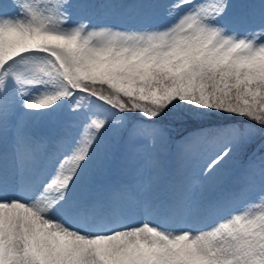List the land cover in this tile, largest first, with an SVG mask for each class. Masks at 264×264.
<instances>
[{
    "label": "snow or ice",
    "instance_id": "snow-or-ice-1",
    "mask_svg": "<svg viewBox=\"0 0 264 264\" xmlns=\"http://www.w3.org/2000/svg\"><path fill=\"white\" fill-rule=\"evenodd\" d=\"M13 6L0 11V264H264V158L216 179L264 139V0H165L151 5L163 19L129 26L75 18L91 7L75 0ZM45 121L63 132L35 135ZM132 145L143 179L90 194ZM187 159L204 160L192 182ZM137 207L160 223H130Z\"/></svg>",
    "mask_w": 264,
    "mask_h": 264
},
{
    "label": "rangeland",
    "instance_id": "rangeland-1",
    "mask_svg": "<svg viewBox=\"0 0 264 264\" xmlns=\"http://www.w3.org/2000/svg\"><path fill=\"white\" fill-rule=\"evenodd\" d=\"M78 3H84L90 5L84 9L75 18L91 19L93 23H115L129 25H141L148 24L154 20L163 19L162 10L151 5L164 3L165 0H75ZM238 5H243V0H233ZM14 0H0V11L6 12L9 15L15 13L16 9L13 6ZM246 4H259V0L256 2H248ZM243 11L238 8L236 10L237 16ZM62 124H53L51 122H40L33 126V132L35 135H47L53 140L55 137L63 132ZM74 131V129H73ZM51 145L49 146L50 150ZM11 150V138L7 144L0 141V153ZM174 152V149H173ZM146 158V152L142 150L141 145H132L128 149V157L126 160H117L115 163L109 164L103 176L98 177L95 184L90 188V194H95V188L101 183H131L138 182L143 179L147 174L144 169V161ZM170 168L169 175L161 183V190L166 193L167 187L175 175V162L170 154ZM252 163L259 165L257 161L250 160ZM240 162L235 156L224 164L217 172L216 179L223 181V185H229L237 179L248 168L249 162ZM203 159H187L184 161L182 174L186 181L192 182L200 174L201 165H203ZM210 183L205 185H198L195 189V195L200 197L203 193L200 202H206L211 199L215 193L210 191ZM222 185V186H223ZM260 180L257 174L256 182L253 190L254 194L259 191ZM198 205L194 202L191 206L189 215L186 217L189 223H193L195 217L198 214ZM144 219H148L151 223H160V217L158 214H152L146 216L143 210L137 207L131 217L130 223H139ZM163 226V225H162Z\"/></svg>",
    "mask_w": 264,
    "mask_h": 264
},
{
    "label": "trees",
    "instance_id": "trees-1",
    "mask_svg": "<svg viewBox=\"0 0 264 264\" xmlns=\"http://www.w3.org/2000/svg\"><path fill=\"white\" fill-rule=\"evenodd\" d=\"M256 1L257 0H243V4ZM235 157L243 163H246L250 160H255L257 163H260L261 158H264V139L258 135L248 147L247 153L245 155H235Z\"/></svg>",
    "mask_w": 264,
    "mask_h": 264
}]
</instances>
